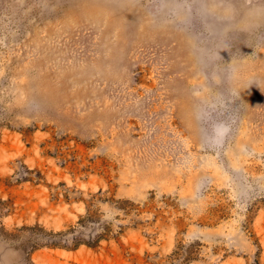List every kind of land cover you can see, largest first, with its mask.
<instances>
[{"label": "rangeland", "instance_id": "obj_1", "mask_svg": "<svg viewBox=\"0 0 264 264\" xmlns=\"http://www.w3.org/2000/svg\"><path fill=\"white\" fill-rule=\"evenodd\" d=\"M0 264H264V0H0Z\"/></svg>", "mask_w": 264, "mask_h": 264}, {"label": "trees", "instance_id": "obj_2", "mask_svg": "<svg viewBox=\"0 0 264 264\" xmlns=\"http://www.w3.org/2000/svg\"><path fill=\"white\" fill-rule=\"evenodd\" d=\"M35 228H37L38 230H43V229H41V227H39L38 225L35 227ZM54 244V243H53ZM79 244V243H78ZM77 244V245H78Z\"/></svg>", "mask_w": 264, "mask_h": 264}]
</instances>
